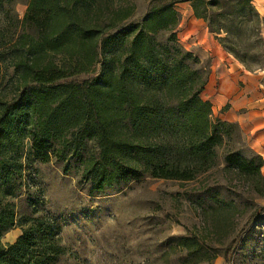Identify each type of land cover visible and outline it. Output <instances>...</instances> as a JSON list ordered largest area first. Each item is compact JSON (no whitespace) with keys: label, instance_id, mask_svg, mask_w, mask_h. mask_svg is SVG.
<instances>
[{"label":"trees","instance_id":"obj_1","mask_svg":"<svg viewBox=\"0 0 264 264\" xmlns=\"http://www.w3.org/2000/svg\"><path fill=\"white\" fill-rule=\"evenodd\" d=\"M17 1L0 0V65L18 84L12 101H0V264H57L63 252L44 221L17 220L10 203L25 186L23 160L44 162L53 145L64 161L94 143L81 178L102 192L143 178L196 181L235 143L223 154L224 175L263 193L262 158L248 147L242 154L237 124L212 119L202 98L207 74L176 37L175 5L188 3L238 57L242 38L259 34L264 21L252 0H25L21 19L11 9ZM16 226L21 234L3 244ZM182 244L190 252L195 242Z\"/></svg>","mask_w":264,"mask_h":264},{"label":"rangeland","instance_id":"obj_2","mask_svg":"<svg viewBox=\"0 0 264 264\" xmlns=\"http://www.w3.org/2000/svg\"><path fill=\"white\" fill-rule=\"evenodd\" d=\"M187 5H175L180 20L186 17ZM25 8V0L11 6L19 19ZM139 8L142 13L144 4ZM257 28L259 34L242 38L245 43L238 47L241 57L224 50L209 33L248 77L237 80L239 92L255 80L248 73L262 75L264 84V21ZM164 40L166 36L160 38ZM178 44L188 51L187 43ZM189 52L200 60L196 68L207 74L209 84L212 57L200 55L199 50ZM94 75L71 79L81 82ZM230 82L233 79L226 77L213 87L206 84L202 92V98L212 104L213 120L222 119L231 108V100L222 105L214 102L220 84L228 87ZM17 86L12 69L0 65V101H12ZM239 147L234 143L219 149L218 165L196 181L143 178L91 192L81 178L82 163L97 155V146L87 142L79 153L70 151L61 161L55 153L59 147L53 145L46 161L31 156L23 160L25 186L10 203L17 220L30 217L50 227L63 251L57 264H264V191L259 194L248 188L246 181L230 179L222 170L223 154ZM242 154H250L245 143ZM20 234L21 227L16 226L2 236V243H13ZM183 238L195 242L190 252L183 246Z\"/></svg>","mask_w":264,"mask_h":264},{"label":"crops","instance_id":"obj_3","mask_svg":"<svg viewBox=\"0 0 264 264\" xmlns=\"http://www.w3.org/2000/svg\"><path fill=\"white\" fill-rule=\"evenodd\" d=\"M253 5L259 16L264 18V0H253ZM185 8L186 17H182L178 24L177 39L187 43L186 50H199L200 55L212 57L209 84L207 85L213 87L217 82L222 83L226 77L233 79L234 82H230L228 87L224 83L220 84L223 89L219 86L217 92L219 95L214 101L215 104L222 105L223 102L231 100V108L219 120L238 125L247 147L262 158L260 172L264 176V84L262 75L248 73L255 80L250 84V87L246 86L239 92L237 80L248 78L243 75L244 71L241 66L229 59V55L223 52L210 36L205 23L193 16L190 6L187 5ZM208 101L210 102V100Z\"/></svg>","mask_w":264,"mask_h":264}]
</instances>
